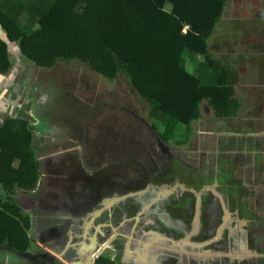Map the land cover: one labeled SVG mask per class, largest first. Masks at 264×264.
Segmentation results:
<instances>
[{"label": "flooded vegetation", "instance_id": "1", "mask_svg": "<svg viewBox=\"0 0 264 264\" xmlns=\"http://www.w3.org/2000/svg\"><path fill=\"white\" fill-rule=\"evenodd\" d=\"M230 1V19L226 4L207 46L235 79L238 115L204 116L209 134L192 130L184 144L144 122L150 153L131 152V163H122L115 131L94 119L107 104L133 132L130 116L139 117L129 96L106 92L105 101H77L64 115L48 106L40 79L27 82L38 178L21 204L17 189L6 192L29 219L32 254L13 256L14 264H264V0ZM91 123L99 136L89 133Z\"/></svg>", "mask_w": 264, "mask_h": 264}, {"label": "trees", "instance_id": "2", "mask_svg": "<svg viewBox=\"0 0 264 264\" xmlns=\"http://www.w3.org/2000/svg\"><path fill=\"white\" fill-rule=\"evenodd\" d=\"M226 1L0 0V73L12 68L9 46L16 43L21 57L42 68L77 61L106 80L126 77L160 122L170 118L169 124L192 131L204 103L217 119L233 118L240 107L235 79L207 46ZM188 56L203 57L205 67L190 72ZM28 125L0 123V246L7 243L18 252L29 248V219L3 191L31 189L37 182Z\"/></svg>", "mask_w": 264, "mask_h": 264}, {"label": "rangeland", "instance_id": "3", "mask_svg": "<svg viewBox=\"0 0 264 264\" xmlns=\"http://www.w3.org/2000/svg\"><path fill=\"white\" fill-rule=\"evenodd\" d=\"M261 3L262 1L257 3L255 8H257ZM226 4L227 7L225 8L224 14L229 20L230 15L228 14L234 11V6L230 0H227ZM167 9H171L170 5L167 6ZM195 57L196 56H188L186 59V67L192 73L196 71L198 67H200L201 70L205 67L201 62L204 58ZM21 60L23 63L30 62L24 57H21ZM33 68L34 73L30 74L29 76H32L33 80L36 76L38 79H40V82H43L40 84L41 89H39V92L49 93L51 95V103L49 102L48 106L52 110L56 106L57 111L64 115L69 113L68 107H71L77 101L83 102L84 104L86 103L82 100L86 99H91L93 102L105 101L108 95L103 96L100 99L99 97L104 95L106 92H116V94L120 97H123L124 94H126L130 98H133L132 100L128 97L131 107L127 105L129 110H134V112H136L137 116L139 117L136 118L135 116H130L131 124L129 125L133 127V132H130V130L127 128H121V120L120 118H118L117 112L114 109L111 111L107 109V104L102 109L96 110V112H100V115L94 119L97 121V124L102 126L104 130L111 129L115 131L116 135L114 136L113 144L118 148V159H122V163H131V152H135L139 157L142 156L144 158L147 157L148 153H150L151 144L150 142H148L147 134L143 130L144 122H147L151 125L154 124L157 127L156 129L159 136H161L166 141L169 140V142L173 144L179 142H181V144H184L185 139L188 138L190 134H192L190 128L184 124L173 121L172 119L171 124H169L170 118L168 120H163L162 122L158 121L157 119L149 118L150 114L148 103L144 102L140 96L132 91L130 83L126 80H106L95 72L89 71L86 65L77 61H59L53 69H45L38 66H33ZM46 82H49L50 85L46 84ZM53 83H64V86L59 87L61 86V84H59V86H54ZM85 83L87 84V88L85 86ZM9 88L10 86L8 85L5 88L4 93L8 94ZM55 91H57V93H54ZM88 105L91 106L92 102H89ZM104 108H106V110H103ZM204 108H207V103H204L203 109ZM138 110L140 111V113L138 112ZM121 112L123 113L121 118L128 119L129 114L124 113V111ZM204 118L205 117L202 114V117L199 120L193 122L191 126L192 130L195 131L197 129H201V131L207 130V132H210V130L206 128ZM215 119L217 118H214V120ZM70 122L71 124H73L69 119L65 123ZM97 124H90L91 126L89 128V133H95L97 136H99L100 134L99 132H97L99 128L95 129L96 127H100ZM102 144L105 145L106 148H110L112 145H109V142L106 143L105 140L102 141ZM182 148H185V145H183ZM4 246L6 247V245Z\"/></svg>", "mask_w": 264, "mask_h": 264}, {"label": "water", "instance_id": "4", "mask_svg": "<svg viewBox=\"0 0 264 264\" xmlns=\"http://www.w3.org/2000/svg\"><path fill=\"white\" fill-rule=\"evenodd\" d=\"M12 49H14L16 51V53H13L14 56H11V62H12V68L10 69V71L7 74H3L5 76V78H9L8 83L10 88H12V86H15V93H10V88H9V92L8 94L4 93V90H2V92L0 93V100L3 98L4 100H6V102H3V105H1L0 103V120L5 121L7 118L4 116V114L8 117V119L11 120H15V121H23V122H29L31 121V118L33 117V111L31 110L32 106L35 104L33 103V101L30 99V94L32 91V88L30 89L27 82L30 81V79H32V76H29L30 74L34 73V67H36L37 65L34 64L33 62L30 63H23L21 61V59L19 58V56H22L20 47L18 46V44L13 43L9 46V50L12 52ZM208 49L209 46H208ZM20 63V64H19ZM56 66V65H55ZM54 66V67H55ZM39 67V66H38ZM49 68V69H53ZM42 68V67H40ZM46 69V68H45ZM46 71V70H43ZM12 95V96H9ZM15 97H18L17 99H15ZM25 100V102H24ZM52 100V98H51ZM8 101V102H7ZM20 102H24V108L22 109L24 112L23 116H21V111H18L14 105H16L17 103ZM51 103V101H50ZM239 111V110H238ZM238 115V112H237ZM34 143H36V136L34 135L33 138V145ZM44 178V177H43ZM17 191L19 192V196L18 195H14L13 196V200H15V202L20 203L21 204V195L22 193H24V190L17 187ZM3 196L7 197V193L5 191H3ZM226 209V208H225ZM35 215H34V221H33V225H35ZM236 238V236H235ZM237 241V239H236ZM7 251L10 253V257L13 258V256L16 259L19 258H25L26 256H30L32 253L31 252H18L15 251L11 248H8ZM17 255V256H15ZM16 263L18 262L15 261ZM89 264H91V260L88 261ZM12 264H14V262L12 261Z\"/></svg>", "mask_w": 264, "mask_h": 264}, {"label": "crops", "instance_id": "5", "mask_svg": "<svg viewBox=\"0 0 264 264\" xmlns=\"http://www.w3.org/2000/svg\"><path fill=\"white\" fill-rule=\"evenodd\" d=\"M1 34H3L4 35V38L6 37V33L2 30L1 31ZM13 53H16V51L14 50V49H12V52H11V56H14L13 55ZM19 58H21V56H19ZM203 61V60H202ZM201 61V62H202ZM3 76H5V75H3V74H1L0 73V93L2 92V90H4V88H6L8 85H9V83H8V79L9 78H5V77H3ZM9 96H12V95H9ZM18 97H15V99H17ZM3 102H6V100H4L3 98L0 100V103H1V105H3ZM8 102V101H7ZM24 102H25V100H24ZM24 102H20V103H17L16 105H14V107L18 110V111H21V116H23V108H24ZM211 109V107L209 106V105H207V108L205 109H202V114L204 115V116H211L212 115V113H213V111L212 110H210ZM31 110H33V109H31ZM1 114V113H0ZM214 114V113H213ZM4 116L6 117V118H8L5 114H4ZM194 131V130H193ZM215 131H220L221 132V130L220 129H216ZM194 132H198V133H202V134H209V132L208 133H205L204 131H201V129H197V130H195ZM201 135V134H200ZM5 250V251H4ZM0 251H3V253L2 252H0V254H2V257H1V255H0V264H12V258L10 257V253L7 251V248L5 247V246H2V247H0Z\"/></svg>", "mask_w": 264, "mask_h": 264}, {"label": "built area", "instance_id": "6", "mask_svg": "<svg viewBox=\"0 0 264 264\" xmlns=\"http://www.w3.org/2000/svg\"><path fill=\"white\" fill-rule=\"evenodd\" d=\"M187 28H188V27H186V29H185V31H184V32H186Z\"/></svg>", "mask_w": 264, "mask_h": 264}, {"label": "clouds", "instance_id": "7", "mask_svg": "<svg viewBox=\"0 0 264 264\" xmlns=\"http://www.w3.org/2000/svg\"><path fill=\"white\" fill-rule=\"evenodd\" d=\"M237 94V93H236Z\"/></svg>", "mask_w": 264, "mask_h": 264}]
</instances>
